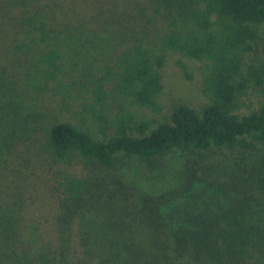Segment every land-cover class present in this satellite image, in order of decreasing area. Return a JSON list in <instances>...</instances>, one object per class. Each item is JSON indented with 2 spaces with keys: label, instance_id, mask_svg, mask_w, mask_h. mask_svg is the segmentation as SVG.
<instances>
[{
  "label": "trees",
  "instance_id": "16d2710c",
  "mask_svg": "<svg viewBox=\"0 0 264 264\" xmlns=\"http://www.w3.org/2000/svg\"><path fill=\"white\" fill-rule=\"evenodd\" d=\"M164 1L0 0V90L4 93L41 89L60 73L63 50L97 39L106 57L104 69L131 103L158 112L159 70L166 51L210 62L204 88L209 103L200 112L179 105L168 122L152 129L143 120L121 117L114 135L104 140L71 123H55L47 135L55 160L76 153L108 168L120 155L152 163L173 152L233 148L247 138L264 145V104L238 111L239 99L252 85L264 86V64L250 66L243 74L239 58L252 51L259 39L256 26L264 24V0H200L190 10L175 8L177 17L159 14ZM134 32L139 37L128 39ZM95 115L106 131L104 112ZM104 191L110 188L103 182L89 180L81 185L64 178L55 189L56 231L42 244L36 234L19 230L13 213L0 215V264H122L120 258L136 245V233L124 224L127 209L113 197L98 194ZM260 192L264 195V185ZM88 209L104 217L86 227L79 216ZM77 219L80 228L75 230ZM148 223L152 248L181 251V255L188 247L207 264H264V202L253 206L235 202L176 230L165 229L162 216L150 215Z\"/></svg>",
  "mask_w": 264,
  "mask_h": 264
},
{
  "label": "rangeland",
  "instance_id": "374dc122",
  "mask_svg": "<svg viewBox=\"0 0 264 264\" xmlns=\"http://www.w3.org/2000/svg\"><path fill=\"white\" fill-rule=\"evenodd\" d=\"M198 3L200 0H184L183 4L165 0L159 14L177 17L175 8L190 10ZM256 30L259 39L253 50L239 55L243 74L250 66L264 64V24L256 26ZM152 36H157L155 29ZM138 37L134 32L128 39ZM102 52L97 39L81 42L74 49L63 50L58 63L60 73L41 89L17 88L11 89L12 93L0 90V215L13 213L19 230L36 234L42 244L50 239L47 235L51 231H56L59 206L55 189L63 179L81 185L89 180L99 181L108 185L110 191L98 194L113 197L118 206L127 209L124 224L132 226L136 233V245L123 254L120 263L207 264L188 247L181 255V251L177 254L171 249L152 248L146 231V226L151 228L148 218L162 216L165 229L170 231L190 227V221L235 202L252 206L263 203L260 185H264V145L247 138L245 144L233 148L173 152L152 163L120 155L108 168L76 153L55 160L47 142L49 127L55 123H71L104 140L114 135L121 117L143 120L152 129L168 122L172 110L179 105L200 112L209 103L204 88L210 62L205 58L191 59L172 50L165 52L159 70L160 110L154 112L131 103L112 73L104 69L106 57ZM263 104L264 86L252 85L239 99L238 111L254 110ZM99 111L108 120L106 131L96 120ZM99 190L103 191L101 187ZM79 217L88 227L91 221L99 223L104 214L88 209ZM75 221L73 229L77 230L80 220Z\"/></svg>",
  "mask_w": 264,
  "mask_h": 264
}]
</instances>
